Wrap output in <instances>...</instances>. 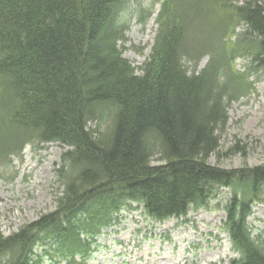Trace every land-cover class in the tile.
<instances>
[{
    "label": "trees",
    "instance_id": "obj_1",
    "mask_svg": "<svg viewBox=\"0 0 264 264\" xmlns=\"http://www.w3.org/2000/svg\"><path fill=\"white\" fill-rule=\"evenodd\" d=\"M125 6L0 0V165L26 143L70 147L55 173V208L7 237L0 232V264H43L35 249L45 243L53 248L46 264H85L95 238L132 203L163 221L214 200L238 254L228 264H264V242L246 224L251 204L264 203V163L207 161L222 155L228 105L264 71V0H163L140 74L116 44ZM237 58L247 61L243 71ZM236 151L245 152H227Z\"/></svg>",
    "mask_w": 264,
    "mask_h": 264
},
{
    "label": "rangeland",
    "instance_id": "obj_2",
    "mask_svg": "<svg viewBox=\"0 0 264 264\" xmlns=\"http://www.w3.org/2000/svg\"><path fill=\"white\" fill-rule=\"evenodd\" d=\"M158 1L161 0H126L122 10L120 19L126 24L116 44L137 74L141 73L153 45L157 24L151 14L158 10ZM138 11L146 15L144 24L137 20ZM206 62L207 56L202 57L197 69ZM234 62L239 71L247 63L243 58ZM248 80L253 90L227 107L228 121L219 137L218 151L222 155H211L207 161L212 165L227 169L264 163V71L257 70ZM234 145L243 147L245 152L228 153ZM65 150L66 147L56 143L30 144L18 155L21 159L9 158L0 165V232L4 236L54 209V197L61 192L54 171L60 166V155ZM151 162L161 161L155 156ZM226 193L221 190L219 198ZM215 203L207 210L190 212L183 221L166 223L146 219L140 208L125 209L96 237L97 250L87 264H227L237 254L220 229L225 217L221 204L217 208ZM250 211L247 225L251 234L264 242V203H253Z\"/></svg>",
    "mask_w": 264,
    "mask_h": 264
},
{
    "label": "bare ground",
    "instance_id": "obj_3",
    "mask_svg": "<svg viewBox=\"0 0 264 264\" xmlns=\"http://www.w3.org/2000/svg\"><path fill=\"white\" fill-rule=\"evenodd\" d=\"M150 21H151L150 23L152 24V23H153V21H152V20H150ZM252 208H253V207H252ZM254 208H255V207H254ZM190 212H191V211H190ZM227 241H228V240H227ZM228 244H229V246H230V243H229V242H228Z\"/></svg>",
    "mask_w": 264,
    "mask_h": 264
}]
</instances>
